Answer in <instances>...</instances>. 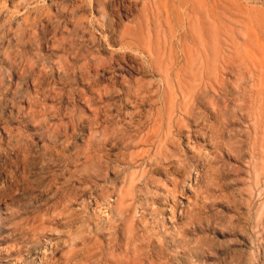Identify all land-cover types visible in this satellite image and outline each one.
<instances>
[{
    "label": "rangeland",
    "instance_id": "374dc122",
    "mask_svg": "<svg viewBox=\"0 0 264 264\" xmlns=\"http://www.w3.org/2000/svg\"><path fill=\"white\" fill-rule=\"evenodd\" d=\"M0 264H264V0H0Z\"/></svg>",
    "mask_w": 264,
    "mask_h": 264
},
{
    "label": "bare ground",
    "instance_id": "6f19581e",
    "mask_svg": "<svg viewBox=\"0 0 264 264\" xmlns=\"http://www.w3.org/2000/svg\"><path fill=\"white\" fill-rule=\"evenodd\" d=\"M17 180V179H16ZM10 184V183H9ZM22 186V185H21ZM10 188V187H9ZM17 188V187H16ZM19 189V188H18ZM8 190V189H7ZM14 190H15V188H14Z\"/></svg>",
    "mask_w": 264,
    "mask_h": 264
}]
</instances>
